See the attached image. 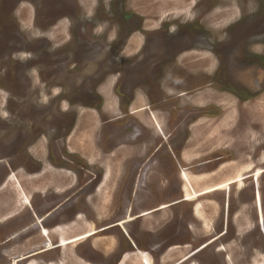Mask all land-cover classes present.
I'll list each match as a JSON object with an SVG mask.
<instances>
[{
  "label": "rangeland",
  "instance_id": "1",
  "mask_svg": "<svg viewBox=\"0 0 264 264\" xmlns=\"http://www.w3.org/2000/svg\"><path fill=\"white\" fill-rule=\"evenodd\" d=\"M254 30L264 31V0H0V264L42 249L36 264H109L114 240L125 243L120 228L62 248L52 230L68 216L40 222L104 172L114 178L84 200L75 192L73 205L103 223L132 183L141 211L181 197L134 220L138 250L120 264H141L137 251L147 264H264V171L252 175L264 170V36L243 44ZM117 31L129 38L115 53ZM167 47L194 50L180 61ZM83 221L70 236L93 229ZM159 242L168 245L160 256L147 246Z\"/></svg>",
  "mask_w": 264,
  "mask_h": 264
},
{
  "label": "flooded vegetation",
  "instance_id": "2",
  "mask_svg": "<svg viewBox=\"0 0 264 264\" xmlns=\"http://www.w3.org/2000/svg\"><path fill=\"white\" fill-rule=\"evenodd\" d=\"M91 15H92V17L95 16L94 11L92 12V14L91 13L89 14L90 17H91ZM190 15H191V13H190ZM196 17L198 18L199 15H197ZM199 18L202 19L203 17L202 18L199 17ZM192 19H193V16H192ZM87 20H91V18H87ZM93 20H94V17H93L92 21ZM245 23H246L245 19L242 20L241 25H238V28L240 26L242 27ZM96 26H97L96 24L93 25L92 26V30L93 29L95 30L97 28ZM75 28H77V26H75ZM142 28L145 29L144 26H142ZM118 29H120V27ZM228 30H230V28L227 29V31H225V32H227V34L229 35L231 32L228 31ZM189 32H193V31L190 30V29H188V30L186 29V33L190 34ZM251 32H253L251 35L250 34L247 35V38L246 39H248V40H246V42L243 41V44L247 45L246 46L247 49H250V47H251L250 46L251 43L248 44V42H250V40H252L251 37H254V38L259 37V38H261L262 36H264L263 35V32H264L263 30H254V31H251ZM119 34H121V31H119V32L117 31L116 32V36H114L116 39H118V42L117 43L116 42L113 43V45H118V47H116V50L114 51L115 53H117V52L125 49V47L127 45V42H128V38H129V34L127 32L124 35H122L121 37L118 36ZM176 35L179 36V37H181V33L179 31L176 32ZM165 36H167V35L165 34ZM191 37L192 36L189 35L187 38H191ZM168 39H169V37H168ZM94 41L97 42V44L99 42L96 39ZM229 42L230 41H227V43H229ZM172 43H174V42H172ZM163 45L165 46V43H163ZM257 45H259V43L256 44V46ZM193 50L194 49H192V48L191 49H187V50L185 49V50H182V51H180L178 53V51L173 52V48H169V47L164 48V51H167L168 54H173V60H180V61L182 60L181 59L182 56H184L185 54H187L189 52H193ZM246 58H247V56H246ZM259 67H261V66H259ZM197 69H199V67ZM262 69L264 70L263 67H261L259 70L257 69L258 72H256V73H260V71ZM206 70H209V69H207L205 67L204 68V71H206ZM104 75L101 78H98V80L94 84L95 85V89L98 87V85H99L98 83L102 80V78L104 77ZM113 78H115V80L113 82V85H115V83H117L118 80H117L116 77H113ZM248 81H249V79H248ZM129 89H131V87ZM130 91L131 90H127V95L129 94V96L132 97L133 93L131 94ZM133 99H134V97H133ZM144 109H146V108H144ZM149 112L150 111L147 108V113H149ZM263 126H264V124H263ZM160 132L162 133V131H160ZM231 138H233V137H231ZM164 139H166V137ZM45 155L46 154H44V156L42 157V154L41 155H39L38 153L36 154V156L38 157V158H36V160L38 161V169H39V172H42L43 171L42 168H43V166L45 165V162H46V161H44L45 160V158H44ZM235 158L236 157L234 156V158L231 159V160H229L228 162H231V161L235 160ZM215 159L218 160L219 158L218 157L217 158L215 157ZM251 162H252V159H251ZM255 166L256 165L253 164V167H255ZM181 169H184V168H181ZM257 169H260V168H257ZM253 170L255 171L256 169L253 168ZM261 170H262V172L264 171L263 169H261ZM106 173L107 172H104L103 175H101L100 182H98L99 184L98 183H95V184H93L91 186V188L88 187L87 189H83L84 186H80V187L77 188V191L80 193V195H81V197H82L83 200L87 196V190H89V191H92L93 190L95 192L96 188L98 189L99 186H101V184L103 182V178H105V174ZM110 175L111 176L109 178H112V177L114 178V176H113L114 175V172H111ZM137 176H140V175H137ZM74 177L75 176L73 175V181H75V178ZM177 177H178L177 179L179 180V177H180V174L179 173H178V176ZM107 181H109V180H107ZM138 183H139V181H138ZM73 185L74 184H71V186H73ZM177 185H178V189L180 191H182L181 183L179 182ZM135 186L136 185L134 183H132V185H130L127 188L128 191L124 192V190H122V191H117L116 192V194H115V198H116V200H115V207L113 208L110 216H107L106 218L103 219V220L108 219L107 221H109V223H107L105 221L103 223L102 221L97 220V216L95 214V211L91 207L90 208L88 207V211H87L88 213H86V211H78L79 207H77V208L76 207H73V205L76 203V200H75V197H74V193L77 192V191H75L70 197H67L65 200L60 201L58 205H56L54 208L50 209V211H48L47 213H45V215L43 217H40L41 218L40 219V222L41 221H44V219L45 218H48V217L49 218H51V217L53 218L55 214L59 213V210H62V212H60V215H63V216L65 215V217L68 216L66 218L61 219L62 221H67V222L70 221V222H73V220H75L74 222H76L79 219L81 221H83V218H85L86 220L90 221V223L93 225V229L92 230H83L80 233L81 235H84L86 233H89V231H90V234L87 237H91L92 235H94L96 233H99V232L102 233V232H106V231L107 232L112 231L111 233H114L116 235L117 234V229L120 228L121 229V232H122V240L125 243H122L121 241L119 242L118 239H115L114 240L115 241V248L114 249L116 250V252H118V254H116L117 256L115 255V257L112 258L109 261V264H120L121 261H122V259L126 256V254L128 252L129 253H132L133 252V248H135V246L137 245V241H136V244L133 241V239H134V232L133 231L134 230H136V231L139 230V224H136V225H138L136 228H134L133 226H131L133 224L135 225L134 220L137 219V218H139V217H142V216H144L146 214L152 213L154 211H158V210H161V209H163L165 207H170L171 205L178 204L181 201V199H180L181 197H174L173 200H171L170 202L168 201V203L165 204V205L162 204L160 206H157L155 208H152L151 210L141 211L142 210L141 205L144 204V201H141V200H140V202L139 201H135V193H134V189H135L134 187ZM143 186H144V184H141L140 185V187H143ZM145 187H147V186L145 185ZM68 188L69 187H67V189ZM137 188H139V187H136V189ZM136 189H135V191H136ZM120 196H121V199H119ZM139 196H140V198H144L143 195H139ZM184 201H186V200H184ZM50 203H54V202L53 201H50ZM255 203H256V200H255V197H254V204ZM106 205H107L106 206V208H107L108 207V204H106ZM260 205H261V202H260ZM257 208H256V211H257ZM260 208H261V206H260ZM53 213H55V214H53ZM258 213H259V211L257 212L258 225L260 227V223H261L262 227H260V228H264V226H263V218H262V216H258L259 215ZM81 214H82L83 217L81 216ZM91 219H95L96 221L93 222ZM82 223H84V221ZM52 224H55V222H52ZM129 226H131V227H129ZM260 231H261V233L264 236V232L262 230H260ZM80 234H78V235H80ZM176 234H177L176 229H174L172 231V233L170 234L169 238H175V235ZM106 236H108V235H106ZM106 236L104 235V236H101V237H106ZM115 238H118V236H116ZM83 239H85V238H83ZM123 244H126V245H123ZM147 246L150 247L152 250L155 249L156 253L159 254L158 256L162 255L167 250V248H168V245L167 244H165V243L162 244L161 242H159L158 244H148ZM88 250L89 251H93V249H91V244L90 243L88 244ZM135 250H138V249L135 248ZM44 251H46V250L45 249H42L41 251H37V252H35L33 254H38V253H41V252H44ZM95 251H96V253H98L99 256L103 254V250H101V249H97ZM137 252H140V251H137ZM194 253H195V251L189 253L188 255L191 256ZM184 259H186V257H183L181 260H184Z\"/></svg>",
  "mask_w": 264,
  "mask_h": 264
},
{
  "label": "bare ground",
  "instance_id": "3",
  "mask_svg": "<svg viewBox=\"0 0 264 264\" xmlns=\"http://www.w3.org/2000/svg\"><path fill=\"white\" fill-rule=\"evenodd\" d=\"M263 106V105H262ZM140 110H142V109H138V111H140ZM153 120L155 121V127H157V129L159 128V125L157 124V121H156V118L155 117H153ZM84 138H86V137H84ZM245 167V166H244ZM246 168L247 169H250L251 168V165L250 164H248V165H246ZM262 173V170L261 169H256L255 170V172L254 173H252V175L253 176H259L260 174ZM111 174V172H107L106 174H105V178H103V182H102V184H101V186H100V188L99 189H101L102 188V186L103 185H105L106 184V181L107 180H109V177L111 176L110 175ZM115 175V174H114ZM16 177H14V174H10L9 176H8V178H7V180H15L16 181V179H15ZM242 179H243V177L240 175V176H237L236 178H234L233 180H231V181H225V182H223V183H221V184H219V185H217V186H213V187H211V188H209V189H205L204 191H202L203 193L204 192H207V191H210V190H212V189H215V188H220V187H223V186H226V185H228V184H230V183H236V184H241V181H242ZM18 184V183H17ZM4 186H5V184H3ZM106 186V185H105ZM20 188V187H19ZM19 188H17L18 189V191H19V196L21 197V198H24V201H26V196H24L23 194H21L20 193V189ZM23 188V187H22ZM17 189L15 190V191H17ZM24 190V189H23ZM93 191V190H92ZM25 192V191H24ZM21 194V195H20ZM196 194H198L199 195V193H195V192H193L191 195H189V196H187V197H185V199H193V198H195L196 199ZM28 195V194H27ZM102 196H104V195H102ZM21 206H22V204H21ZM201 207V205L199 204V207L198 208H200ZM3 221V220H2ZM79 223H81V224H84V223H82V221L79 219V220H77L76 222H72V223H67V224H63V225H58V226H56L53 230H52V232L59 238V242L58 243H60V245H61V247L63 248L65 245L67 246V244H69V243H72V242H74V241H78V240H81V239H83V238H87V236L90 234V231H89V233H86V234H84V235H77V236H70L69 234L71 233V228L73 227L74 228V230L73 231H76L77 230V227L79 226L78 224ZM84 226V225H83ZM83 228V227H82ZM76 229V230H75ZM42 236L43 237H45L46 238V236H47V234H48V231L46 230V229H44V228H42ZM68 235V236H67ZM55 237V236H54ZM91 239V238H90ZM15 240V239H14ZM48 240V238H46V241ZM52 241V240H51ZM79 243V242H78ZM60 245H57V246H60ZM5 246V245H4ZM3 246V247H4ZM47 248H50L51 246H50V243H49V240L47 241ZM9 248V247H8ZM59 248V247H58ZM65 248H67V247H65ZM69 248V247H68ZM6 250H8V249H6ZM136 253V252H135ZM58 254V253H57ZM68 254V253H67ZM32 255H35V254H33V253H31V254H27V255H22V256H18V257H12L11 259H10V262L8 263V264H19V261H22V260H24V259H27L23 264H36V260L35 259H33V258H30V257H32ZM77 255V254H76ZM82 255V254H81ZM40 256V255H39ZM44 256V255H43ZM54 256V255H53ZM57 256V255H56ZM11 257V256H10ZM34 257V256H33ZM59 257V256H58ZM78 257H80V256H78ZM136 257H137V259L140 261V263L141 264H147L146 263V259H147V254L146 253H143L142 251H140V252H137V254H136ZM40 258V257H39ZM54 258H55V256H54ZM53 258V259H54ZM108 258V257H107ZM106 258V259H107ZM46 259V258H45ZM53 259H51V260H53ZM71 259V258H70ZM137 259H135V260H137ZM42 260V259H41ZM55 260V259H54ZM53 260V261H54ZM1 261V260H0ZM70 261H73V260H70ZM2 262V261H1ZM46 262V261H45ZM56 262V261H55ZM58 262V261H57ZM75 262V261H74ZM137 262V261H136ZM85 263V262H84ZM87 263V262H86ZM92 263V262H91ZM95 263V262H94ZM99 263H101V262H99ZM3 264V263H2ZM69 264V263H68ZM77 264V263H76ZM132 264H135V263H132Z\"/></svg>",
  "mask_w": 264,
  "mask_h": 264
},
{
  "label": "clouds",
  "instance_id": "4",
  "mask_svg": "<svg viewBox=\"0 0 264 264\" xmlns=\"http://www.w3.org/2000/svg\"><path fill=\"white\" fill-rule=\"evenodd\" d=\"M176 82H179V81H176Z\"/></svg>",
  "mask_w": 264,
  "mask_h": 264
}]
</instances>
